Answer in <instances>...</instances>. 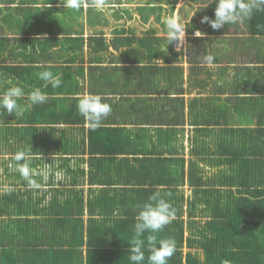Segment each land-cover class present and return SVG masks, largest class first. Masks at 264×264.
<instances>
[{
  "label": "trees",
  "instance_id": "trees-1",
  "mask_svg": "<svg viewBox=\"0 0 264 264\" xmlns=\"http://www.w3.org/2000/svg\"><path fill=\"white\" fill-rule=\"evenodd\" d=\"M205 1H209V6H207L203 15H199V17L202 19L204 16H208L214 19L217 0ZM156 2H162V0H149V5L141 9L140 14L143 20L148 21L150 16L156 13L154 9ZM159 10L163 11V8L159 6ZM145 12H147L146 15ZM125 16L131 17L130 12L125 11ZM201 19L200 22L194 19L191 23L200 25L202 28L207 27L208 24L201 23ZM240 20L249 28L250 35L241 39L231 37L232 48L226 47L223 44V37L219 38L220 44H218L213 41V38L209 35L206 36L205 40L197 39V44H189V63L196 65L193 68L194 72L200 74L205 72V67H207L205 57L207 55H212L214 57L213 64L217 66H221L220 63H226L232 56L237 65L233 69L234 81L231 85L234 89L235 97L226 99V102L222 99L201 101L200 98H196L192 100L190 106L187 108L189 122L192 124L198 123L200 118L204 120L199 122L201 123L199 125L202 127L218 126L220 122H226L225 120L232 118L233 114H237L240 119L243 110L249 111L250 114H253L255 117L263 116L262 120L264 121V111L262 112V109H264V57L255 56L251 52L248 43V40H250V44H255V40H257V43L260 44L261 40L264 39V31H261L257 27V25H264V11L255 12L250 19L241 18ZM230 30L231 32L237 31V29H233L232 27ZM150 31L154 30L151 29ZM213 31L215 32V30ZM220 33L221 31L217 32V34ZM80 38L81 41L84 42V38L80 34L79 36L75 35L73 40L76 39V41H80ZM192 40L194 39H189V41ZM45 42L44 44L49 43L48 40H45ZM89 43L99 45L100 39L91 37L89 38ZM4 46L5 44L0 41V49ZM49 47L50 45L47 44L42 48L43 50H47ZM201 48H203V50H196ZM77 49L82 51V45H78ZM231 49H233V51H230ZM94 50H96V48ZM29 52H31V50L27 51L26 49L22 54L19 53L17 55V49H15L12 51L11 56L18 59L21 58V56L25 58L26 54ZM63 58L67 59V63L75 59L74 55H65ZM139 58L141 60L142 57L139 56ZM49 67L38 66L37 69L42 71L43 69L48 70ZM16 69L17 68L11 69L12 73L10 67H0V94L11 86L12 81L13 85L21 81L26 83L20 76L7 78L8 72L16 75L18 72ZM215 72L219 73L220 71H206L205 75L207 79L198 83L196 79H193L191 74L187 80L184 79V69L180 66L170 68L169 78L166 81V88L173 92V95L177 98H171L168 94L164 96L165 101L169 102V106H171V111H175L173 119H169L168 121L171 122H168L167 125L176 129L181 122V118L183 117L182 107L185 101L184 95L186 94L183 92V86L188 81H191L192 88L209 85L214 89L216 88L219 94L228 90L227 87L221 88L218 85V80L213 78ZM217 79L223 80L219 77ZM6 80H8L7 84ZM29 84L31 87L34 86L31 83ZM38 88L42 89L39 86ZM24 90L27 95V87H24ZM147 90L149 92L152 91L150 88ZM42 91L45 92V90ZM142 92L143 90L141 93ZM191 92L192 91L189 90V93ZM51 101L56 100L46 97L43 101L45 103L40 102L33 105L30 110L26 111L23 116L18 118L15 117L14 113L8 114L6 109H3V113L0 114L3 120L7 119V121H9L7 123V128L4 129L0 127V130L6 133L5 139L8 137L7 140H9V137L13 135V138L15 137L18 142L21 143V148L19 150L26 151L32 158L38 156V159L34 160V165L37 167L38 164L41 165L42 163V158H40V156L46 155L47 153L45 151L47 149L41 147L43 142L41 141L40 132H45L44 128L47 127L57 128L60 124L69 125L70 129L73 131L67 134L65 130L69 127H62L64 128V132L61 131L62 140L59 146L62 148V154L58 155L57 159H61L63 163L57 164L56 159L46 161L49 174L43 177L45 178V176H47L50 180L48 183L44 184L43 177L40 171H38L36 178H39V180H36L34 177L32 178L41 184L39 189L33 191H23L20 189L21 195H17L18 189L15 194L9 193L0 196H6L3 198V203L0 201V264H130L127 248L134 235L133 226L135 224V214L134 216L123 215V217H129L128 220L123 222L120 221L117 226L116 224L109 226L107 220L99 223L96 217L89 215L87 227H85L84 220L78 215L83 211L84 197L83 191L78 189L79 185H75L77 179L75 178L73 182L67 184H61L63 189L68 187L65 190L62 189L63 191L54 187L55 180L57 179L55 176L56 173L63 170L65 173H69V170L66 168L69 158H64L63 156L74 154L77 149H84L86 146V139L84 137L87 129L85 128V123L91 126L88 130L92 136L95 135L94 130L101 128V126L93 127V122L79 113L78 104L73 106L68 114L64 111L63 119L54 121L53 107L48 109L46 107V102ZM176 101H179L180 104H176ZM20 103L28 104L30 101L29 99L22 98ZM55 103L57 104L58 102ZM38 109L46 110L38 114ZM72 114L76 115L79 120L75 121ZM47 117H49V121H46ZM179 117L180 120L178 121L177 118ZM184 117H186L185 114ZM256 119V124L258 125L260 133H264L261 127L262 124H258V117H256ZM247 121L250 123L249 125L254 124V121L249 117ZM12 122H15V128L10 127ZM105 122L106 120L103 118L100 125L108 126ZM238 122V124H235L238 125L235 131L239 130L242 132V135L254 132L258 135L256 127L243 129L242 126L240 127V124L242 125V123H244L243 120H239ZM71 125L75 126L72 127ZM18 126H20V128ZM51 130L55 131L56 129ZM105 131L107 132L108 130ZM0 144L4 143L0 142ZM259 153L260 154H258V152L256 153V151H238L234 153L233 159L229 161L225 160V162L228 163L223 168L231 166L233 169L235 164H239L240 161L257 158V160L252 161L254 163L250 166V170L247 171L248 174L230 180L229 176L226 177L221 175L219 171L213 175V180L207 178V180L189 185V187H191L189 199L185 198L186 190L184 187L186 184H184V161L183 165H176L168 170V172L174 174V183L169 186L167 191L166 189L163 191L164 195L167 194L168 196H172L173 200L171 202L176 209L181 211L182 205L175 202L176 199H179V201L183 203V210L186 206L188 213L185 216L186 221L181 219L182 216L184 217V213L181 215L176 214V217H178L177 220L167 225L168 230L158 234V239L172 238L176 242L175 253L172 258L168 260V264H202L197 255L192 253H188L183 262L180 249L182 248L183 241L182 234L186 227L192 232L188 240L193 237V242L204 251L205 261L203 264H223L225 260L229 261L230 264H264V206L262 207L259 204L261 201H253L254 199L264 197V150L262 149ZM108 161L110 162V160ZM105 167L111 169L109 164H105ZM246 167L247 165H244V168ZM195 169L190 170L189 167L188 172H194ZM105 175L110 180L109 183H105V185H110L112 189L109 190V195L102 197L101 200L109 201L110 206L113 205L117 207L124 204L127 208H136L137 204L142 205L147 201L149 196L144 195L145 193H142L143 191H134L133 188H126V190L144 195L147 199L141 203L134 198L128 200L129 197L125 195L123 190L118 189L119 183L106 171ZM16 176L19 177L21 175ZM131 179L132 176L130 175V183H132ZM190 181L192 182V180ZM24 184V186H29L27 183ZM58 186L60 187V184ZM218 186H227L230 187V190L222 191L217 188ZM233 187L238 189L234 191ZM110 192L113 196L110 195ZM230 192L234 198V192L237 193L236 195L241 196V203H233ZM217 194H220L218 199ZM124 196L126 200H124ZM191 200L195 202L196 205L189 208L188 203ZM204 201L210 205L209 211L207 209H198ZM9 206L13 207L15 212H10ZM90 206L91 205H88V207ZM79 209L81 212L78 213ZM88 211H90V209ZM241 211H247L246 216L248 218L244 216V213L241 215L237 213ZM177 212L178 210L176 213ZM256 214H260L259 218ZM12 215H17L19 219L11 222V225L7 224V222L11 221ZM23 217L25 218L22 219ZM102 218L107 219L108 217L103 215ZM239 220L240 222H248L246 231L242 229L243 225H239ZM232 237L235 239L238 238L239 240L230 242ZM232 243L234 249L230 246ZM237 244L240 250H236L235 246ZM84 246L88 247L85 256L81 251ZM144 247L145 249L147 248L146 241ZM255 250L256 252L253 253ZM257 252H260V254ZM145 255L147 257V251H145ZM144 264H147V261H145Z\"/></svg>",
  "mask_w": 264,
  "mask_h": 264
},
{
  "label": "crops",
  "instance_id": "crops-1",
  "mask_svg": "<svg viewBox=\"0 0 264 264\" xmlns=\"http://www.w3.org/2000/svg\"><path fill=\"white\" fill-rule=\"evenodd\" d=\"M110 1L111 0H103V4L109 7L108 3H110ZM118 1L119 0L111 5H117L116 3ZM145 3H139L134 8L132 14H136V17L132 18L124 15L125 26L113 23V28L107 30L106 27L101 25L107 18L105 9L97 10L92 7V0H80V12L72 9L80 15L77 20H72L73 23L80 25L81 31H78L74 27L61 24L62 12L67 9L63 0H0V41L5 44V46L0 49V64H5L9 59H12L14 64L10 66V71L11 69L17 68L16 70H18V72L16 75L8 72L7 78L20 76L26 82L24 83L21 81L14 85L27 87L28 92L32 88H38L39 86L42 88L41 90H45L48 99L56 100L46 102L47 109L50 107L54 109V121L63 119L64 111L68 114L72 110V107L77 105L75 93L72 94L66 91V94H62L60 89L63 87V80L76 81L79 76H76L77 78L67 77L66 72L70 73L71 69L70 71L66 69L60 70L58 73L61 76L60 86L53 88L51 84H49L46 89H44L46 82L39 80L35 76V73L40 72L37 69L38 66H50L48 70L51 71L55 66L59 68L72 65L76 67L83 66V68L87 69L85 75L90 82L89 88L88 81H85V96L99 95L105 99H113L117 102L113 105L109 104L113 113L110 112L105 118V123L108 126L100 125L101 129L98 128L94 130L95 135L91 137L89 142L86 141L84 149L79 148L74 154L63 156L64 158H69L66 166L69 173H65L64 170L56 173L55 176L57 179L54 185L55 188L62 190L63 187L61 184L73 182L76 178L77 183L75 185H79L78 189L83 191V209L85 213L88 216L93 215L96 219H100L98 217L104 215L108 217V223L111 221L110 219H112L109 226L113 224L117 226L120 221L123 222L128 220L129 217H123V215L134 216V214L132 213V208H127L124 204L115 207L113 205L110 206L109 201L101 200V198L108 195L109 190L112 189L110 185H105V183H109L110 181L105 175V171L119 183L118 189L123 190L125 195L129 197L128 200L134 198L136 201H139V203L147 199L144 195L150 196L157 190H160L161 194L164 195L163 191H165V189L167 191L169 186L174 183L173 173L168 172L167 169L160 171L153 156L155 152L163 146L165 141L164 137L159 133L160 127L165 126L164 123L167 119H172L171 115L167 116L168 107L170 105L169 102L165 101V97L159 95L163 93L170 95L171 98L175 97L173 92L166 88V81L169 78L170 68L175 67L171 57L173 53H170L169 49L173 50L176 43L174 41L168 45L166 31L163 26L164 22H161L164 32H160L153 28H148L147 30L149 31H142V27L136 28L134 26V22L137 19H139L142 26L146 27L152 17H157L155 13L150 16L148 21L143 20L140 11L146 7V5H144ZM184 3L185 2H181L178 8L183 7ZM164 5V3L156 2L154 7L159 8V6H161L164 10ZM96 13H99L102 18L97 21L92 20L88 22V17H93ZM178 13V11L176 14L171 12L166 15V17L174 16L178 20ZM65 14L66 13L63 12V15ZM146 14L147 12H145V15ZM181 14L184 16L181 23L185 27L189 19L193 18L194 13L190 14V18H188L183 8ZM113 16L117 17V21L121 18L118 16V13L112 15V17ZM85 17L86 24L91 25L92 29L98 26V30L95 32L90 30L91 33H88L84 24ZM126 21L130 22L127 23ZM20 25L23 26L20 28ZM151 29L154 31H150ZM78 32L83 36L84 42L81 41V38L80 41H76V39L73 40L75 35L79 36ZM210 36L214 38V35L211 34ZM91 37L100 39V44L95 45L89 43V38ZM185 38L187 39V36ZM45 40H48L49 43L47 44L50 45L47 50H43L42 48L44 45H47L44 44L46 43ZM165 40H167V42ZM78 45H82V51L77 49ZM95 48L96 50H94ZM15 49H17V55L19 53L22 54L26 49L27 51L31 50V52L26 54L25 58L21 56V58L18 59L11 56L12 51ZM185 50H187V47H185ZM78 53L86 62L78 63V60L74 59V61L67 63V59L63 58L65 55H74V58H76ZM139 56L142 57V60L147 58L148 62L141 65L139 63ZM168 56H170V58ZM229 64L235 63H221V66L215 65L220 72H215L213 75V78L218 80V85L221 88L227 87L228 90L219 94L216 88L214 89L209 85L205 87L201 85L204 92L199 93L197 96L201 97L203 101L222 99L226 102V99L234 98L235 93L231 86L234 81V73L233 68L228 66ZM0 67L8 68L6 65ZM186 70L187 68L185 69V74ZM218 77L223 80L217 79ZM117 82L119 85H117ZM29 83L34 86L31 87ZM118 87H121L124 92L121 93ZM148 88L152 89V91L149 92L147 90ZM142 90L143 92L141 93ZM188 92L189 90L184 93ZM23 98L28 99L26 95ZM55 102L58 103L56 104ZM124 103L131 104L126 108V112L123 113ZM44 110L46 109H38L37 113H43ZM172 113L175 115V111H172ZM73 117L75 121L79 120L76 115H73ZM233 120L234 118L232 117L231 123L224 122L223 126L214 130L212 136H215V149H213V152H218L216 147L218 137L225 127L232 128L231 125H233ZM200 121L204 120L199 118V122ZM199 122L196 124H201ZM71 126L73 127L75 125ZM152 126L155 131L153 153L147 152L142 148H136L138 142L142 140L141 138L147 134ZM60 127H69V125L60 124ZM261 127L262 130H264V124H262ZM105 130L108 131L106 132ZM61 131H63V129L59 130L60 133ZM193 134L196 136L200 135L199 132ZM236 136H238V138L228 140L223 150H221L220 153H225L224 156L219 158L214 156V170L225 167L228 163L225 162V160L229 161L233 159L234 153L253 149L245 145L246 135H241L236 132ZM240 139L242 140L240 141ZM261 142L264 144V134L261 135ZM179 152L184 156L185 151L183 152V150L180 149ZM177 156L178 154L174 153V159H176ZM250 159L253 160V158ZM108 160H110L111 163ZM56 163L62 164L63 161L61 159H56ZM105 164H109L111 169H107ZM207 165L208 169L212 168L208 163ZM185 169H187L185 171L188 175V167ZM130 175L132 176V183L129 182ZM190 179L192 180L191 177ZM59 184L60 187L58 186ZM129 185H132L131 188H133L134 191H143L142 193L145 194L139 195L137 193V195L130 196V191L126 190ZM159 186L163 187L160 188ZM186 186L185 198L189 199L191 187L188 186L186 188ZM67 188L68 187L63 190ZM233 188L234 191L238 189L236 187ZM110 194L112 193L110 192ZM164 196L170 201L173 200L172 196H168L167 194ZM124 200H126L125 196ZM253 201H264V197L254 199ZM88 205L91 206L88 207ZM89 209L90 211H88ZM183 213L185 215L188 214L186 206L184 207Z\"/></svg>",
  "mask_w": 264,
  "mask_h": 264
},
{
  "label": "rangeland",
  "instance_id": "rangeland-1",
  "mask_svg": "<svg viewBox=\"0 0 264 264\" xmlns=\"http://www.w3.org/2000/svg\"><path fill=\"white\" fill-rule=\"evenodd\" d=\"M117 0H111L110 3H108L109 7L107 5H104L103 8L101 9H105V12L107 13V18L102 22V26L106 27L107 30L110 28H113V23L116 24H120V25H124L125 26V21H124V11L126 12H132L134 10V8L139 4V3H145L148 0H141V2H139V0H119L115 5L112 6L111 4L115 3ZM157 1V0H155ZM167 1H176V0H167ZM214 1V0H213ZM212 1V2H213ZM180 2H185V7H184V12L185 15L190 18V14H193V18L189 19V22L196 19L197 21L200 22V17L199 15H203L204 11L206 10L207 6H209V1L206 2L205 0H180ZM162 3V2H161ZM171 4V3H170ZM180 5V3L175 7L174 10V5H172V7H170L169 4H165L164 10L161 11L159 10V8L155 7V12H156V17H152L150 22L145 26H142V24L140 23L139 19H137L134 22V26L136 28H141L142 27V31L147 30L148 28H153L155 30H158L160 32H164V30L166 31L165 25L164 26V30L163 27L161 26V22H164V20L167 18L166 15L170 14L171 12L178 11L180 16L178 19V22H182V18L184 17L181 13L182 10H179L178 6ZM65 8V7H63ZM109 8V9H106ZM115 8V9H114ZM205 8V9H204ZM93 9V8H91ZM96 9V8H95ZM99 10V9H97ZM80 12V9L78 10ZM63 12L66 13L65 15H63ZM62 15H61V24L64 25H69L71 27L76 28L78 31H81L80 29V25L75 24L72 22V20H77L79 18V13L75 12L74 10H72L71 8L66 9V11H63ZM193 12V13H192ZM116 13H118V16L121 17L118 21L116 20L117 17H112V15H115ZM111 14V16H110ZM136 17V14H132V18ZM83 18V17H82ZM81 18V19H82ZM102 16L99 13H96L93 15V17H88V22H91L92 20L97 21L99 19H101ZM127 23L130 21H126ZM188 22V23H189ZM151 23V26H150ZM84 24H85V28L86 31L88 33H91L90 30H93L94 32L96 30H98V26H96L94 29H92V26L89 24H86V17L84 19ZM100 25V26H101ZM23 25H20V28ZM150 26V27H149ZM231 27L234 29H237L236 32H231ZM186 30H187V25H186ZM249 35V28H247V26L244 25L243 21H241L240 19L233 22V23H229L228 25L225 24L222 28H221V33L220 34H215V38H213V41H215L216 43L220 44V37L224 38L223 44L226 47H232V43H231V37H236V38H246ZM167 42V40H165ZM249 43V48L251 49V52L257 56V57H264V39L261 40V43L258 44L257 40H255V44H250V40H248ZM230 51H233V49H231ZM246 51V50H245ZM170 53H173V51L171 49H169ZM170 58V56H168ZM187 57H188V52L186 50H182V51H177L176 53V57L172 58V61L175 63V66H180L184 69V78L188 79L191 75L193 77V79H196L198 81V83L202 82L203 80L205 81V79H207L206 75L203 74V76L198 73V72H194L193 68L196 65H189L187 63ZM177 58V59H176ZM75 60H78V63H83L86 62V60L84 58H82V56L78 53ZM148 62L147 58H145L144 60H139V63L141 65L146 64ZM138 63V64H139ZM226 63H236L234 60V57L232 56L231 59H228ZM14 62L12 59H9V61H7V63L5 64H0V66L2 65H6L8 67H10L11 65H13ZM241 65V64H239ZM231 68H235L237 65L236 64H229L228 65ZM83 68V66H69V67H63V68H59L57 66L52 68V71L54 74H58L60 72V70L66 69L68 71L71 72H66V76L67 77H72V78H77L76 76H79L77 78L76 81H69V80H63V88L60 89L62 94H66L67 92L70 93H75L77 97L80 96H85V89H86V84L85 81H88L89 83V88H90V82L89 79L86 78V70L85 68ZM186 70V74H185V69ZM210 70H217L215 65L212 66H208L206 67L205 73L206 71H210ZM88 73V71H87ZM191 74V75H190ZM186 75V76H185ZM8 80H6V84H7ZM117 85H119V83L117 82ZM11 86H13V82L11 84ZM184 91H188L191 90V93H186L184 95V104L182 107V112H183V117H182V121L183 124L186 125L188 124L187 119L184 117V114H187V108L190 106V103L192 100L198 98V93H203L204 89L202 87H195L192 88L191 87V81H188L187 83L184 84ZM119 91L121 93H123V89H121V87H118ZM164 89V87H163ZM48 96V95H46ZM161 97L166 96V94L160 93ZM26 97H28V95H26ZM101 97V96H100ZM103 102L108 103V104H116V100L113 99H105L103 97H101ZM224 98V96H223ZM76 104H78V102L80 101V99H76ZM78 101V102H77ZM203 101V99L201 100ZM176 104H180L179 101L175 102ZM131 104V103H130ZM130 104H126L124 103L123 105V113L126 112V108L128 106H130ZM120 106V105H118ZM264 111V109H262V112ZM186 112V113H185ZM3 113V109L0 108V114ZM111 113H113V111H111ZM122 113V115H123ZM172 116L173 119V113L171 111V106L168 107V113L167 116ZM248 117L254 121V124H252L253 126L256 127L258 135L256 134V132L254 133H248L246 134V138H245V145H247L248 147H253L256 150V153L258 152V154H260L259 152L262 151V149L264 150V144H262L261 142V135L264 133H260V130L258 129V125L256 124V117H258V124H263L264 121L262 120L263 116H254L253 114H250L249 111L247 110H243L242 113V117L239 119V116L236 114L234 115V120H233V125H231V127H225L222 132L221 135H219L218 137V143L216 145L218 152H213V149H215V136L213 137L212 134L214 132V130L216 129H207V130H200L199 133L200 135L196 136L195 134H193V132H189L188 137L186 136V140L185 142H183L182 140L177 138L176 133L170 128V126L165 127V126H161L160 128V135H162V137H164L165 141L163 146L158 150V151H154L155 154L153 156L154 160L156 161V165L158 167V169L160 171L167 169L170 170L173 167H175L176 165H183L185 163V168H189L190 170H194V172L189 173L188 175H190V177L192 178V182L190 180L187 179V186L186 188L191 185V184H196L201 182L202 180H207L208 179H212L213 180V175L215 173H218L220 171L221 175L224 176H229L230 180H233L235 178H238L239 176L242 177L247 173L248 170H250V166L254 163L252 161L257 160V158H253V160H245V161H240L239 164H235L234 168L232 169L231 166L228 168H219L214 170L213 166L215 164V157H222L225 155V153H220L221 150H223V148L225 147V145L227 144L228 140L231 139H236L238 138V136H236V132L238 134L242 135V132H240L239 130L235 129L237 128L238 125H234V124H238L239 120H243L244 123H242L243 125H245L247 128L251 127L249 124ZM231 119L229 118L227 119L228 123H231ZM162 120V119H161ZM46 121H49V117H47ZM9 121H7V119L3 120L0 117V127L2 128H7L8 127V123ZM15 122H12V124L10 125V127L15 128L16 125L14 124ZM228 125V124H227ZM20 128V126H18ZM87 131L85 132V139L86 141H90L91 140V133L88 132L89 128H91V126H89L87 123L85 125ZM245 128V129H247ZM45 132H40V137H41V141L43 142V145L41 146L42 148H46L47 150H45L47 153L46 155L40 156V158H42V163L41 166L38 168L37 166L34 165L36 159H38V156L36 157H30V163H31V168L33 170V177L36 178L38 175V171H40V174L43 173L42 177L44 175H48V170H47V164L46 161L47 160H51V159H57L58 155H61V150L62 148L59 147L61 145V140H62V133L59 132V130L64 129L61 128L60 126L57 128H44ZM51 129H56L51 130ZM70 128H68L67 130H65V132L68 134L69 132H73ZM101 129V128H100ZM250 129V128H249ZM64 132V131H63ZM5 132L0 130V142L4 143V144H0V196L4 195V194H9V193H16V191L19 189V191L17 192V195H21V191L20 189H22L23 191H33L37 188H30L29 186H24V183L28 182L22 177L19 176L17 177L16 175H20V173L16 170V164L17 162L14 160V155L17 151H19V149L21 148V143L18 142V140L14 137L13 135L11 137H6L5 139ZM154 136H155V131L153 130V126L151 127V129L147 132V134L142 137L141 141L138 142V146L136 148H142L147 152H151L153 153V147H154ZM4 140V142H3ZM60 140V142H59ZM242 139H240L241 141ZM8 143V144H7ZM231 143V142H229ZM183 150V152L185 153L184 156L181 155V153L179 152V150ZM174 153L178 154V158L174 159L173 155ZM218 154V155H217ZM259 157V156H257ZM47 158V159H46ZM184 161V163H183ZM246 162V163H243ZM212 166V168L208 169V165ZM221 164V161H220ZM244 165H247L246 168H244ZM187 170V169H185ZM252 170V169H251ZM51 171V170H50ZM224 174H223V173ZM174 175V174H173ZM187 175V176H188ZM46 179L44 178V184L48 183L50 180L47 178V176H45ZM36 180H39V178H36ZM41 180V179H40ZM135 185V184H132ZM132 185H129L127 187V189H130ZM217 188L221 189L222 191L225 190H230V187L227 186H218ZM39 189V188H38ZM40 191V190H39ZM235 193V198L233 197L232 193L230 192V196L232 198V202L236 203L239 202L241 203V199L239 195H236L237 193ZM109 195V194H108ZM111 196H113V194H110ZM130 196L133 195H137V193L130 191L129 192ZM6 196H2L0 197V201H2V203L4 202L3 198H5ZM220 197V194H217V199ZM247 198V197H246ZM186 201V200H185ZM6 202V201H5ZM175 202L180 203L182 205V210L179 211L176 214L181 215L183 213V203L179 201V199H176ZM261 206H264V201H261L259 203ZM263 204V205H262ZM138 205V204H137ZM136 205V206H137ZM189 208L191 206H195L196 203L193 202L192 200L188 203ZM202 206V207H201ZM201 206L198 207L199 210H205L207 209L208 211L210 210V205L204 201L201 203ZM215 208V207H214ZM247 208V207H246ZM10 212L14 211L13 207H10ZM232 209V208H231ZM15 212V211H14ZM78 212H81L80 209L78 210ZM246 212L247 211H241V212H237L239 215H241L242 213H244V216H246ZM250 212V211H249ZM132 213L136 214V208H132ZM80 217L84 220V225L85 227H87V219H88V215L85 213V210L83 209ZM257 217L259 218V215L256 214ZM185 214L184 217L182 216L181 219H183L184 221H186L185 219ZM27 217V216H25ZM25 217H23L22 219H24ZM178 217L175 218V220H177ZM238 218V217H237ZM242 218V217H241ZM248 218V217H247ZM16 219H19V217L17 215L15 216H11V221L7 222V224L11 225V222H14ZM174 220V221H175ZM112 221V220H111ZM111 221L108 223L110 224ZM217 223V222H215ZM239 225H243L242 229L244 231H246V228L248 226V222H240L239 220ZM168 230V227L166 226L164 228L163 231ZM176 231V230H175ZM192 232L189 230L188 227L185 228V230L183 231L182 234V248L180 249V251L182 252V259L183 262L185 261V257L188 253H192V254H196L198 259L200 260V262L203 264L205 261V257H204V251L203 249L199 248L197 246V244H195L193 242L194 238L192 237L190 240H188L190 238V234ZM204 234V231H203ZM0 236H1V231H0ZM239 239H235V238H231L230 242L233 241H238ZM233 243L230 245L233 248ZM86 246H84L81 251L83 252V255H86V251H87ZM236 250H240L238 244L235 246ZM128 249V248H127ZM234 249V248H233ZM258 250V249H257ZM256 250L253 252L255 253ZM258 254H260V252H257ZM172 258V257H171Z\"/></svg>",
  "mask_w": 264,
  "mask_h": 264
},
{
  "label": "clouds",
  "instance_id": "clouds-1",
  "mask_svg": "<svg viewBox=\"0 0 264 264\" xmlns=\"http://www.w3.org/2000/svg\"><path fill=\"white\" fill-rule=\"evenodd\" d=\"M136 1V0H135ZM149 1V0H148ZM148 1L144 5H149ZM66 8H71L74 10H79L80 0H63ZM141 2V0H139ZM162 3L169 4L170 7L174 5L175 7L181 3L180 0L167 1L162 0ZM171 3V4H170ZM103 0H92V7L96 9L103 8ZM184 6L179 8L182 10ZM134 11V10H133ZM132 11V12H133ZM264 11V0H217L215 8V18L212 19L208 16H204L201 19V23H207V27L202 28L200 25L189 22L185 24L182 23L174 16H169L164 20V25L166 28V36L168 40V45L175 41V46L173 48V56L176 57L177 51L185 50L187 47V52L189 49V44H197V39L205 40L207 35H215L217 32L221 31V28L225 24L233 23L241 18H251L255 12ZM132 12H130L132 17ZM177 11H175L176 14ZM178 13L177 17L179 18ZM187 25V30H186ZM257 27L264 31V25H257ZM215 30V32L213 31ZM250 35V34H249ZM187 36V39L185 38ZM211 37V36H210ZM212 38V37H211ZM189 39H194L189 41ZM196 50H203L196 49ZM177 59V58H176ZM187 63L189 65H194L189 63V57H187ZM214 57L212 55H207L205 57V62L208 66L213 64ZM173 62V61H172ZM173 64H175L173 62ZM221 64V63H220ZM176 67V66H175ZM182 68V67H181ZM206 69V67H205ZM205 75V72L203 73ZM203 74H201L203 76ZM35 76L45 83L46 88L49 84L53 88H57L61 84L60 74H54L51 70H43L35 73ZM63 88V87H62ZM26 93L24 87L20 85H13L8 87L0 94V108L6 109L8 114H15V117L23 116L24 113L31 109V107L37 103L43 102L46 99V93L40 88H34L27 93L30 103L22 104L21 99L25 97ZM177 98V97H174ZM202 100L201 97L198 96ZM75 99H80L78 103V110L81 115L86 119L93 122V127H99L101 120L106 118L110 112L111 107L108 103L103 102L99 95H87V96H75ZM188 124L184 125L182 118L176 129L170 128L176 133L177 138L185 142L186 136L188 137L189 132L197 133L200 130L216 129L223 126L224 122H220L218 126H205L192 124L189 122L188 113L185 114ZM234 118V114H233ZM167 119L164 123L166 127L169 125ZM180 120V117L177 118ZM227 123V121H226ZM242 128H247L245 125H241ZM249 128H255V126L250 125ZM253 148V147H251ZM250 151H256L254 148ZM178 158V156H177ZM14 160L17 162L16 170L20 175L28 182L30 188H40L41 184L33 179V170L31 168L29 154L24 150H19L14 155ZM41 165L38 164V168ZM185 181L187 183V174L184 173ZM43 175V173H41ZM46 179V177H45ZM188 180H191L188 176ZM44 180V177H43ZM187 185V184H186ZM162 188L163 186H159ZM185 188V187H184ZM176 208L173 203L166 199L164 195L161 194L160 190L155 191L150 195L145 203L136 206L135 224L133 226V238L128 244V260L130 264H168V260L173 256L176 250V242L172 238H159L158 234L164 230V228L171 224L176 218ZM96 219L99 223L107 220L102 217ZM145 241L147 243V248L145 249ZM145 251L148 255L146 257ZM223 264H230L229 261L225 260Z\"/></svg>",
  "mask_w": 264,
  "mask_h": 264
}]
</instances>
